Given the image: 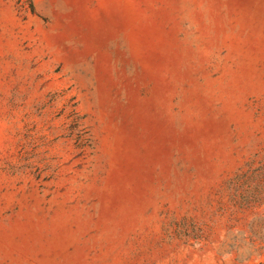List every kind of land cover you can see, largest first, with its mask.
Segmentation results:
<instances>
[{
	"label": "rangeland",
	"instance_id": "374dc122",
	"mask_svg": "<svg viewBox=\"0 0 264 264\" xmlns=\"http://www.w3.org/2000/svg\"><path fill=\"white\" fill-rule=\"evenodd\" d=\"M0 264H264V0H0Z\"/></svg>",
	"mask_w": 264,
	"mask_h": 264
}]
</instances>
